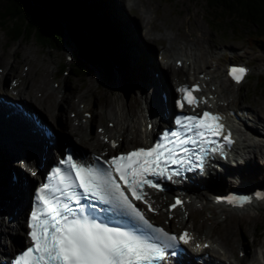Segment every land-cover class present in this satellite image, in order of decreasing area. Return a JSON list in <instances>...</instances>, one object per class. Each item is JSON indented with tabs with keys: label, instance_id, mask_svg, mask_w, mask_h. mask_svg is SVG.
<instances>
[{
	"label": "rangeland",
	"instance_id": "obj_1",
	"mask_svg": "<svg viewBox=\"0 0 264 264\" xmlns=\"http://www.w3.org/2000/svg\"><path fill=\"white\" fill-rule=\"evenodd\" d=\"M78 1L81 2L83 0ZM86 3L95 4L94 10L99 16L102 15L103 12H105V18L101 19L105 22H108V25H110L111 28L110 32L114 36V39L116 38V40H113V42H111L112 40L109 41V50L107 52V57L117 63L116 72H114V74L113 72H111V70L107 71V67L110 66L108 65V61L107 64L95 62L94 65H86L85 69L81 73H79V75L75 74L74 72L70 74V67L73 66L74 60L72 62H67L66 52L61 50L52 51L51 49L38 45L32 39L26 40L21 38L19 40L14 41L10 38L9 35L6 34L5 30L0 27L1 60H7L8 62L10 61L16 66L15 68L9 69V67H4L5 63L0 62V70L1 72L4 71L5 75V78H2L0 80V92L8 95L12 102L23 106L24 109V105L26 104V106L38 112V118L46 126H48L49 124L50 126L52 125L53 128L55 125L51 117L44 109H42L38 104L33 102L25 94L15 96L17 91H21L25 88L26 91L27 88L29 89V81H31V79L33 78L37 79L39 75L38 71H40L42 68H48L50 70L48 80L51 82L52 87H57L58 90H61L60 92L62 94L69 93L71 90L74 89V91L78 93L77 95H86V99H93V103L91 105H85L83 101L78 104V111H80V113L87 112L89 109L91 110L93 108L97 109L99 107L111 110V107L109 106H112V103L109 98L115 97V95L110 96L109 92L113 89H115L116 91L120 90V93H123V95L126 97V101L130 102L131 104H133L136 98L135 95H138L139 91L142 92L139 94L140 97L145 96V92L148 93L149 88L148 85L145 86V84H143L145 83L144 80H152V78H154L152 73L150 76V73L147 71L148 65L152 61L153 65L156 68V72H158V63H156L158 62V60L157 57H155V53H162V51L164 53V47L168 46V41L161 40L160 43L156 42L153 44L145 43V36L143 31L144 27H142L139 24V21L137 20V18L139 17V19L142 20V10H154L152 17H155L156 19L154 25L155 27L157 24L155 30L156 32L166 35L168 34L172 37L178 36V38H180L178 43H181V46L185 45L186 43L188 44L190 41L197 43V39L201 43L206 41V43L204 42L206 50L210 49L209 51H212L214 53V56H218L221 58V71L223 74L222 79H224V83H226L232 91L231 94L229 93V99L225 98L221 100V107L246 106L247 108H253L252 110L256 111V113L262 112V114L264 115V91H262L259 88V85L257 84V80L259 79L260 84L264 85V51L259 47L252 46V42L243 34H235L230 30V28L227 29V27L225 28L223 26L216 27L211 23L209 24V21L207 20L205 0H140L138 3H140V6L142 5L141 8L132 10L128 9V0H104V4L102 5H99L97 3V0H86ZM114 4L116 5V7ZM113 7L116 9L114 10V12H110L109 9H113ZM106 9H108V11H106ZM130 36H133L134 38L136 36L135 40L137 43L138 51L133 65L137 69V72H134L133 75H128V77H126L123 74L122 67V64L125 63V61L123 60L124 62H122V58L120 56V52L117 46L121 41L126 40V38H129ZM66 43H68L67 39ZM71 46L72 45L69 44V50L71 51L73 56H76V50L73 48V46ZM17 52H19L21 58H26V60L18 59L19 62H17V60L14 59V56ZM141 52H143L144 54ZM144 55H147L148 57L147 60H145L147 62H144L142 60V57ZM144 59H146V56ZM29 61L35 66L36 71H33ZM173 63L174 62H172V65ZM229 63H246L250 65L252 69V72L249 75L248 79L239 88L230 85V83L227 82L228 80L226 81L227 78H225V70ZM62 66H66L68 71L61 76L59 75V71ZM205 69L206 68H204L203 70ZM27 70L30 72L29 75L26 72ZM155 74L156 73H154V75ZM194 74L197 73L194 72ZM16 80L17 82H19L17 88H9L8 86H10V83ZM219 85L220 83H218V85L216 86ZM142 88L144 89L142 90ZM0 95L2 96V94ZM137 112L138 111H135V114ZM102 114L101 116H103ZM144 114L145 111L144 113H137L136 115L132 116H136L138 118L142 117L141 115ZM65 115L66 118H69L70 120H77V117H79V115L75 111H73L72 108H70V110L68 109ZM87 119L90 121L88 122L86 120L89 135L95 137V135H97L98 133L101 134V123L96 121V124H94L92 122L93 115H91L90 113L87 114ZM99 119L100 117H98V120ZM247 123L250 124V120H247ZM104 124L107 125V121H104ZM257 131L259 134L262 135L263 129L260 125H257ZM56 136H58L57 140L61 138V145L63 143H70L74 145L72 141H75L76 139V136L69 135L67 132H61L60 134L58 133ZM128 148L130 149L131 147H124L122 148V151L127 150ZM84 150L89 151V149L85 148ZM90 150H95V152H97L96 149ZM2 155L3 153H1L0 151V161L5 162L6 170L22 172L18 165L14 166V164L8 162L5 159V156ZM256 164H258V166L254 164L253 166L257 168L253 166L251 167V165L247 167L251 169L255 168L252 173L244 174V177L241 178L237 176L233 180L234 183H232V181L228 179L225 183H223L224 185L222 187L231 189L238 186L244 187L246 184L264 186V161L258 159ZM5 181L6 180L0 182L2 183V186L0 185V187H3V189L0 188V198L4 195L2 194L1 190H4V192L8 194V190L5 187H7V185L12 184V182H8L7 185H4ZM7 203L11 204L9 202H5V205ZM183 210L179 211L181 216L185 213V209ZM7 212L8 210L5 212H1L0 219L2 218V223L4 224V226L6 224V226L8 227L7 229L10 230L12 233H6L2 235V228H0V239L2 240V244L9 249L10 237L16 236L15 232L17 220L11 218L12 220L9 221L8 216L10 215H8ZM222 214L223 213L217 215L216 211H203L201 213H197L194 216H190L187 214L191 218H188L189 221L183 223V226L180 227H177L178 225L175 224V222H173V224L176 227H168L160 219L159 221H157V223L159 222L167 229L177 232L180 230V228L186 227L190 223V220H192V225L195 224V231H197L199 235L202 234L205 235V237L207 238L209 237L214 240L219 239L220 241L227 243L228 246H230V248L234 249V251L236 252L235 254L238 260H240L239 245H243V243L244 246L247 248V253L253 260H255L256 253L260 250H264V231H259V228L264 224V205H261L258 209L251 211L248 216H242L241 214H239V219L243 223L241 227H239L236 222L232 221L231 213H224L223 215ZM207 218L214 220L216 222V225L214 227L207 228L204 223V220ZM22 222H24V217ZM18 239L19 238L17 237L16 240L18 241ZM240 256L242 255L240 254Z\"/></svg>",
	"mask_w": 264,
	"mask_h": 264
},
{
	"label": "bare ground",
	"instance_id": "obj_2",
	"mask_svg": "<svg viewBox=\"0 0 264 264\" xmlns=\"http://www.w3.org/2000/svg\"><path fill=\"white\" fill-rule=\"evenodd\" d=\"M139 1L128 0L129 2L128 9L132 10V9L141 8L142 5L141 6L139 5L140 4L138 3ZM153 11L142 10V16H143L142 20L139 19L140 17L137 18L139 24L142 27H144V30L143 28L142 30L144 31L145 39L144 38L143 39L145 43L153 44L156 42L160 43L161 40H166L168 41V46L164 47L165 50L164 53H162L163 54L162 56L167 60H171L172 55L177 56V58L173 60L174 66L171 64L161 66L160 69L162 71H160L159 78L157 80H155V77L152 78V80L151 79L144 80L145 83L143 84H145V86L148 85L149 91L148 93L145 92V96L143 97L139 96V94L142 93L141 91H139V94L135 95L136 98L133 104L126 101V97L123 95V93H120L121 92L120 90L116 91L115 89H113L109 92L110 96L115 95V97L109 98L112 103V106H109L111 107V110H107L99 107L97 109L93 108L91 110L89 109L87 112L80 113V111H78V106H79L78 104L83 101L85 105H91L93 103V99L90 98L86 99L87 98L86 95H80V96L77 95L78 93L75 92L74 89L71 90L69 93L62 94L60 92L61 90H58L57 87H52L51 82L48 80L49 72H50L48 68H42L40 71H38L39 74L38 78L37 79L33 78L31 79V81H29V89L27 88V91L26 88L21 91H17L15 96L22 94L27 95V97H29L33 102L38 104L42 109H44L48 113V115L51 117L55 125L52 128V125L50 126L48 124L47 127V130L53 131L52 143L47 142L44 137H40L41 140H40L39 151H41L42 153L39 154L40 158L35 164L37 171H42L44 167H46L49 163L56 162L60 157V155H58L56 151L57 149L62 151L61 138L57 140L58 136L56 135L58 133L60 134L61 132L64 133L67 132L69 135L76 136L75 141H72V143L74 144V149L79 156L85 155L90 157L91 154H96L99 156H103L104 154L113 155L114 153H116V151L111 149V147L109 146L110 139H115L119 141L121 148L131 147L130 149H134L135 147H147L148 146L147 139L150 137L151 133L149 134L146 133L145 131V128L149 123L147 121L146 114L141 115L142 117H138V118L132 115H136L137 113H142V112L144 113V111L148 113L154 111L155 114H158L162 118H164L162 112L173 111L172 98L175 95L173 86H175V84L185 83L186 81L185 77L187 74V70L184 67L178 69L175 66L176 62L178 60H181V58L179 57L182 54L184 55L186 60L191 61L193 70H198V71L200 70L198 74L204 73V76H206L207 80H204L203 83L206 86L208 82L217 83L216 85L220 83V85L214 87L213 90H211L210 88L209 90L210 94H213L212 91H215L222 100L225 98L227 99L228 96L231 94L232 91L230 90L229 86L226 83H224V79H222L223 74L221 71V65H222L220 62L221 58L218 56H214V53L212 51H211L212 53L209 51L210 49L206 50V47L204 46V42L206 43V41L201 43L197 39L196 40L197 43L190 41L188 44L186 43L185 45L181 46V43L180 44L178 43L180 39L178 38V36L172 37L171 35L168 34L166 35L156 32L155 30L157 24L154 27L156 19L155 17H152L154 13ZM135 39L136 36L135 38L133 36H130L129 38L127 37L126 40L121 41L120 43L118 42L119 45L117 46L120 52V56L122 58V62L125 61V63L122 64V67H123V74L126 77H128V75L130 76L133 75L134 72H137V69L133 65V62L137 56V51H138L137 43ZM14 59H16L17 62H19V60H26V58L20 57L19 52L15 54ZM0 62L5 63L4 67L6 68L9 67V69L16 67L15 64H12L10 61L8 62L7 60L6 61L1 60V56H0ZM29 63L31 64L30 66L32 67L33 71H36L35 66L30 61ZM204 68L206 69L203 70ZM28 70L26 72L29 75L30 72ZM149 70H150V74H149L150 76L151 73L153 74V72L156 71V68L152 62L150 63ZM0 73H1L0 75V80H1L2 78H5L4 77L5 75H4V71L1 72L0 70ZM146 82L147 83L150 82V83L147 84ZM18 84L19 82L16 83L15 87H11V89H16ZM143 89L144 88H142V90ZM161 93L167 94L168 96L167 102L161 100L160 98ZM4 98H5V105L0 107L8 110V102L10 97L4 94ZM158 101L159 103L156 104V102ZM24 107L29 115L37 116V117L39 116L38 112L29 108L28 106H26V104L24 105ZM70 108H72L73 111H75L79 115V117H77V120L76 119L70 120L69 118H66L65 115L66 111L68 109L70 110ZM134 110L138 112L135 114ZM237 110L242 113V115L239 117L238 126L235 128V132L238 138L237 149L239 152L240 151L242 152V154L238 155V160L235 162V164L230 166V169L226 175H222V173L221 174L215 173L214 175L210 176L208 179L201 178L198 181V185H190V187L185 185V188L182 191L185 193V196L192 197L193 200V202L190 203L189 205L188 204L184 205L183 209H185L186 214L190 216L191 215L194 216L197 213H201L203 211L211 212V211H218L220 209L221 210L220 212L231 213L232 221L236 222L238 226L241 227L243 223L239 219L240 215L238 212L240 211H235V210L228 211L226 209H223L221 206L214 205L213 202H211V200L209 201L208 198L206 197L209 195V192L211 194L218 192L219 191L218 186H223L224 185L223 183H225L226 180L229 179L232 181V183H234L233 180L237 176L241 178L244 177V174L252 173L254 169L257 168L253 166V164L258 166V164H256L258 159L264 161V115L262 114V112L256 113V111H253L250 108V110H252L251 117L254 123L248 124L245 122L243 116V112L247 111V109L244 106H242L241 108H237ZM12 112L13 111H11V113ZM88 113L93 115L92 122L94 124H96V121L101 123L100 126L102 127L100 128L101 134L98 133L97 135H95V137L89 135L88 125L86 122V120L90 122L87 119ZM101 114L103 116H101ZM98 117H100L99 120ZM104 120H107V122H113L114 127L109 128L108 126H106L105 125L106 123L104 124ZM142 122H144V125H142ZM257 124L260 125L263 129L262 135L259 134L257 131V126H256ZM27 125H29L31 129L34 131L35 127L30 122H28ZM160 126L162 128L165 127L164 123L162 122L155 123V128ZM16 130H17V126L9 119L1 115L0 116V146L3 144L5 146H9V148L12 151L18 152L17 148L15 147H18L23 141H25L26 144L29 146L28 148L30 149L29 151L30 154H32L33 157H38V152L35 149L37 148V144L32 143L31 139H29L28 137H25V139L23 140L21 138V134H19ZM106 139H108L107 142ZM50 145H53L55 150L51 151ZM84 148L89 149V151H85ZM90 149H96L97 152H95V150H90ZM0 164H2L3 168H6V164L4 161H0ZM13 164L15 165L17 163H13ZM249 165L255 168L254 169L247 168ZM11 171L14 170H10L9 172L11 173ZM20 177L22 179V182L17 185H15L14 183L12 184L9 183L10 185H7L8 184L7 180L4 182L5 183L4 185H7V187L5 188L8 190V194H6L4 190H1L2 194L4 195L0 198L1 199L0 213L8 210L7 214L10 215L8 217L17 220L15 233L16 236L18 235L17 237L19 239L17 241L16 236H11L9 242L10 243L9 249L2 244V240L0 239V257L1 256L5 257L8 256L9 254H12L14 250L19 248L26 241V237H25L26 222H22V220L23 217L25 216V210L29 206L30 189L33 180L31 179V177L26 175H20ZM1 182H3V180ZM248 186L250 185L247 184L245 185V187ZM195 187L196 189H194ZM206 187H209V189H206ZM0 188L3 189V187ZM174 194H175V190H170L168 193L161 195L153 193L154 198H156L155 205L158 208V212L155 214L149 213V215L154 219L156 220L160 219L164 224L169 225L172 220L168 219L167 214L164 213L165 210L164 203L166 202L168 196H172ZM216 196L217 195L214 194L212 200H214ZM5 202H9L11 204L7 203L5 205ZM197 203H201V206L197 205ZM261 205L263 204L252 206L247 211V213H241V215L248 216L251 211L258 209ZM181 208H178L173 215V220H175L174 221L175 224L179 226H183L184 223V221L180 218L181 215L179 211H182ZM204 221L207 228L209 227L211 228L216 225V222L212 219L207 218ZM0 228H2L1 230L2 235L6 233H10V234L12 233L10 230L7 229L8 227L6 226V224L4 226V224L2 223V218L0 219ZM193 228L194 225H191L188 229L193 231ZM205 238L206 239L203 240L201 239V237H197L196 242L200 243V245H203L204 242L210 240L212 244L218 246V250L209 249V250L200 251V255H204L205 253L209 254V259L206 262H204V264H242L243 262L247 261V259H242V258L238 260L235 254L236 252L234 251V249L230 248V246H228L227 243L220 241L219 239L214 240L209 237L208 238L205 237ZM239 247H240L239 252L247 253L244 243L243 245H239ZM222 251L223 253L220 254L219 252ZM248 261H250L249 264H264V250H260L256 253L255 260H253L248 254ZM184 263L197 264L188 259L185 260Z\"/></svg>",
	"mask_w": 264,
	"mask_h": 264
},
{
	"label": "snow or ice",
	"instance_id": "obj_3",
	"mask_svg": "<svg viewBox=\"0 0 264 264\" xmlns=\"http://www.w3.org/2000/svg\"><path fill=\"white\" fill-rule=\"evenodd\" d=\"M246 72L245 68L232 67L228 74L240 83ZM179 91L185 95L183 101L176 102L177 107L183 109L184 103L198 106L197 98L192 95L199 91L198 86ZM220 120L218 114L208 111L202 115L180 116L175 121L178 129L166 131L159 143L103 160L106 168L85 166L71 156L62 160L60 163L66 168L56 167L49 182L37 190L28 218L31 244L15 257L13 264H158L165 261L169 249H174L178 241L189 244L191 236L184 232L177 237L162 228H154L126 191L136 201L146 202L143 189L160 188L152 178L171 180L180 175L179 168L170 166L202 167L205 156L217 151V141L213 138L223 134L224 125ZM223 139L232 143L230 133ZM116 146L113 142V147ZM193 157L200 163L193 165ZM257 196L264 199L262 194ZM226 199L229 204L240 206L250 202L247 196ZM89 200H99L119 209L151 229L153 234L146 238L133 230L110 227L98 218L94 205L82 202ZM181 204L177 199L170 209ZM149 210H154L151 204Z\"/></svg>",
	"mask_w": 264,
	"mask_h": 264
},
{
	"label": "trees",
	"instance_id": "obj_4",
	"mask_svg": "<svg viewBox=\"0 0 264 264\" xmlns=\"http://www.w3.org/2000/svg\"><path fill=\"white\" fill-rule=\"evenodd\" d=\"M205 2L209 23L243 34L253 46L264 51V0ZM97 3L102 5L104 0ZM94 6L86 0H0V27L12 40L32 39L53 50H60L67 39L76 50L70 74L79 75L86 65L107 64L108 43L116 40L108 22L102 20L105 12L97 15ZM67 71L62 66L59 75ZM260 89L264 91V85ZM8 173L0 164V179L5 180ZM260 230L264 231V224Z\"/></svg>",
	"mask_w": 264,
	"mask_h": 264
}]
</instances>
